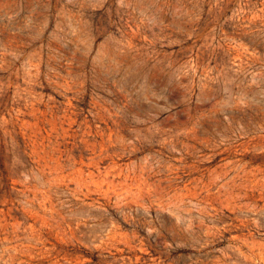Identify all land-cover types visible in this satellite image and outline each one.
Segmentation results:
<instances>
[{
    "label": "rangeland",
    "instance_id": "obj_1",
    "mask_svg": "<svg viewBox=\"0 0 264 264\" xmlns=\"http://www.w3.org/2000/svg\"><path fill=\"white\" fill-rule=\"evenodd\" d=\"M0 264H264V0H0Z\"/></svg>",
    "mask_w": 264,
    "mask_h": 264
},
{
    "label": "bare ground",
    "instance_id": "obj_2",
    "mask_svg": "<svg viewBox=\"0 0 264 264\" xmlns=\"http://www.w3.org/2000/svg\"><path fill=\"white\" fill-rule=\"evenodd\" d=\"M49 257V256H48Z\"/></svg>",
    "mask_w": 264,
    "mask_h": 264
}]
</instances>
